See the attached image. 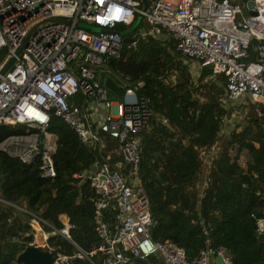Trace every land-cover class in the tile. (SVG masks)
<instances>
[{"label": "built area", "instance_id": "2783aa9c", "mask_svg": "<svg viewBox=\"0 0 264 264\" xmlns=\"http://www.w3.org/2000/svg\"><path fill=\"white\" fill-rule=\"evenodd\" d=\"M244 7L241 0H154L143 11L149 28L139 32H166L182 54L223 74L229 101L246 97L264 103V0H254V14ZM139 10L141 0H0V69L14 57L0 72V124L24 127L1 138L0 150L25 163L37 160L41 174L54 177L57 135L47 125L55 114L87 145L103 144L105 135L115 138L123 155L111 159L116 153L102 154L82 173L93 191L98 236L89 251L71 239L66 213L58 214L62 225L56 228L24 202L13 205L30 218L33 233L42 230L44 242L30 243L52 250L49 232L43 229L48 225L75 246L73 254L54 252L53 264H70L74 255L91 264H133L153 254L160 255L159 264H209L215 256L233 264L226 247L212 245L207 236L191 258L182 247L151 236L157 219L139 179V132L153 110L149 97L138 92L140 80L111 75L106 66L109 58L119 56L123 42V34L112 29L118 23L131 24ZM251 42L254 53L249 51ZM106 75L122 86L120 94L104 85ZM256 231L264 232V217L257 220Z\"/></svg>", "mask_w": 264, "mask_h": 264}, {"label": "trees", "instance_id": "16d2710c", "mask_svg": "<svg viewBox=\"0 0 264 264\" xmlns=\"http://www.w3.org/2000/svg\"><path fill=\"white\" fill-rule=\"evenodd\" d=\"M129 25L115 27L123 30ZM146 26L141 20L129 33L135 41H123L119 56L109 58L106 66L111 73L140 80L138 92L149 97L153 110L139 132V179L157 219L151 236L182 247L190 258L207 236L212 245L226 247L233 264H264V238L256 231L257 220L264 217V103L248 99L239 119L222 130L236 106L226 98L224 75L212 73L210 66H201L196 59L194 74L191 57L176 49L170 34L136 33ZM249 51H255L253 42ZM23 129L0 124V139ZM47 129L57 135L52 178L41 174L37 160L25 163L0 150V264H21L16 256L33 239L30 218L9 202H24L56 228L62 225L58 214L66 213L72 240L84 251L98 243L93 191L82 173L119 142L105 135L103 144L87 145L55 114L50 115ZM243 152L248 158L241 164ZM44 229L53 252L75 253V246L62 234L51 232L48 225ZM160 262L158 254L132 261ZM70 264L91 263L74 255Z\"/></svg>", "mask_w": 264, "mask_h": 264}, {"label": "water", "instance_id": "95a60500", "mask_svg": "<svg viewBox=\"0 0 264 264\" xmlns=\"http://www.w3.org/2000/svg\"><path fill=\"white\" fill-rule=\"evenodd\" d=\"M245 3V6L249 8V12L254 14V0H241ZM149 2L148 0H141V10L137 11L134 21L125 29H112V31H117L121 34H123V41H135V36L130 35L129 33L133 31L139 24V22L143 18V11L148 7ZM53 20H64L69 22L70 19L62 18V17H53ZM78 25L87 27L96 31L99 30H105V28L93 24V23H87V22H77ZM33 30V28H32ZM27 39V36L25 37V40ZM24 40V41H25ZM22 46L18 48L17 53L21 50ZM14 57H11L5 65L0 69V72L3 73L11 64ZM104 85L110 89L112 92L116 94H120L122 90V86L116 82V80L111 75H106L103 79ZM39 146H41V143H39ZM264 194V193H263ZM21 214L23 212L19 211ZM24 215V214H23ZM260 237L264 238V232L259 233ZM218 257V261L221 264H224L221 260L220 256ZM53 258H54V252L52 250L46 249L44 247H41L37 244L29 243L27 244L20 252H18L16 256V260L20 262L21 264H53Z\"/></svg>", "mask_w": 264, "mask_h": 264}, {"label": "rangeland", "instance_id": "374dc122", "mask_svg": "<svg viewBox=\"0 0 264 264\" xmlns=\"http://www.w3.org/2000/svg\"><path fill=\"white\" fill-rule=\"evenodd\" d=\"M243 9H244V12H247L246 7H244ZM142 21H144L145 25H147L146 28H149V23L145 20L144 17L142 18ZM138 30H140V28ZM189 61H190V65L189 66H190L191 70L193 71V73L195 74V72H197V70H198V63H197V61L195 59H192V58H190ZM247 101H248V98H246V97L239 98L236 101H232L231 105L235 104L236 106L234 105L235 108L233 110H231L230 117L227 116L225 118L224 126L222 127V130L228 129L229 127H231V125L234 123V121H237L239 119L238 118V114H239L238 112L243 110V108L244 109L247 108V104H246ZM88 102H89L90 105L94 104V102L91 99H88ZM106 148H108V147L104 146V149H106ZM106 152H107V154L116 153L117 155L120 153V155L117 158H119V159L123 158L120 145L109 147L106 150ZM202 157L203 158L206 157L204 155V153H203ZM247 158H248V155L245 152H243L240 155V157H239V162L241 164H244ZM9 203L13 205L12 202H9ZM43 229H44V227H43ZM32 241L33 242H38V243L44 242V239L42 238V230H38V232L34 231Z\"/></svg>", "mask_w": 264, "mask_h": 264}, {"label": "crops", "instance_id": "0c3cea01", "mask_svg": "<svg viewBox=\"0 0 264 264\" xmlns=\"http://www.w3.org/2000/svg\"><path fill=\"white\" fill-rule=\"evenodd\" d=\"M109 74L115 75V73H111V72H109ZM209 264H221V263L218 261V257L215 256V257H211Z\"/></svg>", "mask_w": 264, "mask_h": 264}, {"label": "flooded vegetation", "instance_id": "af4514ba", "mask_svg": "<svg viewBox=\"0 0 264 264\" xmlns=\"http://www.w3.org/2000/svg\"><path fill=\"white\" fill-rule=\"evenodd\" d=\"M138 32H139V30L136 31V33H138Z\"/></svg>", "mask_w": 264, "mask_h": 264}, {"label": "clouds", "instance_id": "9594fccd", "mask_svg": "<svg viewBox=\"0 0 264 264\" xmlns=\"http://www.w3.org/2000/svg\"><path fill=\"white\" fill-rule=\"evenodd\" d=\"M129 15H130V13H129ZM45 119H46V117H45Z\"/></svg>", "mask_w": 264, "mask_h": 264}, {"label": "snow or ice", "instance_id": "6c2138e0", "mask_svg": "<svg viewBox=\"0 0 264 264\" xmlns=\"http://www.w3.org/2000/svg\"><path fill=\"white\" fill-rule=\"evenodd\" d=\"M117 12H119V10H117Z\"/></svg>", "mask_w": 264, "mask_h": 264}]
</instances>
